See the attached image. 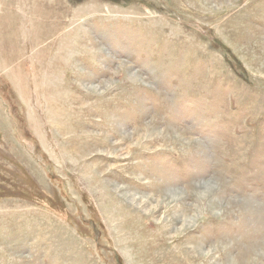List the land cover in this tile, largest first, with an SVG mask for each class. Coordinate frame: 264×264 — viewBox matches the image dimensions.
<instances>
[{
	"label": "rangeland",
	"instance_id": "obj_1",
	"mask_svg": "<svg viewBox=\"0 0 264 264\" xmlns=\"http://www.w3.org/2000/svg\"><path fill=\"white\" fill-rule=\"evenodd\" d=\"M0 264H264V0H0Z\"/></svg>",
	"mask_w": 264,
	"mask_h": 264
},
{
	"label": "bare ground",
	"instance_id": "obj_2",
	"mask_svg": "<svg viewBox=\"0 0 264 264\" xmlns=\"http://www.w3.org/2000/svg\"><path fill=\"white\" fill-rule=\"evenodd\" d=\"M8 7V6H7ZM11 8V7H10ZM7 9V8H6ZM41 22L42 23H45V22H49V16L48 15H46L45 14V12H44V15H43V13H42V17H41ZM11 23V22H10ZM155 131V130H154ZM157 135V134H156ZM197 142H193V141H190L189 143H188V145L191 147H196L197 146ZM189 146H187V147H189ZM210 181V180H209ZM213 182H211V183H204L203 185L204 186H202V188H200V195H201V198L203 199V201H205V202H208V205H209V203L211 204V205H209L210 207H214V206H216L217 205V201H214V200H207V198H210V196L211 195H213V194H218V193H220L221 192V190H223V186H224V183H223V181L221 180V179H219V178H217L216 177V180H212ZM105 185V184H104ZM214 186H216L215 187V190H214ZM176 190V189H175ZM180 189H178V192H176V191H171L170 193H172V194H169V195H173L171 198V200H169V201H171V202H173V201H175V199H182V192L181 191H179ZM158 194H162V192H159ZM127 197L129 196V195H126ZM123 197V196H122ZM131 199H130V201L132 202V203H134L135 201L136 202H138V204H140V205H142V204H144V203H148L150 200H141V198H135V197H132V195H130L129 196ZM153 197V196H152ZM198 199V198H197ZM206 199V200H205ZM153 200V199H152ZM173 200V201H172ZM139 201H141V202H139ZM201 201V200H200ZM227 202V201H226ZM158 203V202H157ZM222 203H224V202H222ZM224 205V204H223ZM236 206V208H235V210L236 209H238V205H240L239 207H243L242 205V202H240L239 200L237 201V200H232V202H227L226 203V206H227V209L228 208H232L233 206ZM226 206H224V207H226ZM191 220V219H190ZM189 224H192V223H189V222H187L186 224H185V226H188ZM186 229V228H185Z\"/></svg>",
	"mask_w": 264,
	"mask_h": 264
}]
</instances>
